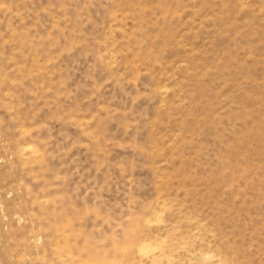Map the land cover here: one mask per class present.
Segmentation results:
<instances>
[{
  "label": "rangeland",
  "instance_id": "obj_1",
  "mask_svg": "<svg viewBox=\"0 0 264 264\" xmlns=\"http://www.w3.org/2000/svg\"><path fill=\"white\" fill-rule=\"evenodd\" d=\"M0 264H264V0H0Z\"/></svg>",
  "mask_w": 264,
  "mask_h": 264
}]
</instances>
